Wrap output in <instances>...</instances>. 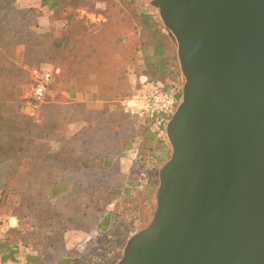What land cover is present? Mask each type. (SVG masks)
Returning <instances> with one entry per match:
<instances>
[{
  "label": "water",
  "instance_id": "95a60500",
  "mask_svg": "<svg viewBox=\"0 0 264 264\" xmlns=\"http://www.w3.org/2000/svg\"><path fill=\"white\" fill-rule=\"evenodd\" d=\"M177 46L150 225L118 264H264V0H155Z\"/></svg>",
  "mask_w": 264,
  "mask_h": 264
},
{
  "label": "trees",
  "instance_id": "16d2710c",
  "mask_svg": "<svg viewBox=\"0 0 264 264\" xmlns=\"http://www.w3.org/2000/svg\"><path fill=\"white\" fill-rule=\"evenodd\" d=\"M85 1L42 0V8L51 13V28L49 33L37 34L30 28L42 11L18 10L16 0H0V164L13 162L2 195L21 188L25 200L24 214L17 216L20 226L23 228L27 218L34 219V229L56 233V237L69 231L74 216L105 211L125 196V189L135 185L121 173L119 159L136 149L134 161L138 163L141 152L149 148L145 139L151 143L156 133L163 132L162 128L154 130L144 119L134 118L130 129L118 105L114 108L116 104L109 103L128 90V68L116 53L122 51V45L111 40L110 31L94 35L82 22L69 21L61 37L55 36L54 24L63 19L65 7L76 8ZM138 19L143 33L152 39V43L142 45L145 69L140 77L169 90L172 85L166 80L174 72L169 59L173 44L152 17L141 14ZM105 63L117 64L112 71H105L109 75L101 71ZM42 64L60 69L67 96L62 94L55 103H46L43 121L35 124L17 100V87L28 79L26 67ZM88 89L93 102L104 104L102 112L95 114L89 109ZM81 98L85 100H78ZM77 123L82 129L69 136V127ZM112 123L115 125L110 126ZM156 188L154 184L152 189ZM112 217V213L104 217L103 230H108ZM21 227L11 228L0 240L2 260L20 258L25 264H47L25 246ZM77 263L69 258L57 264Z\"/></svg>",
  "mask_w": 264,
  "mask_h": 264
},
{
  "label": "rangeland",
  "instance_id": "374dc122",
  "mask_svg": "<svg viewBox=\"0 0 264 264\" xmlns=\"http://www.w3.org/2000/svg\"><path fill=\"white\" fill-rule=\"evenodd\" d=\"M48 14L50 17L51 13ZM141 14L152 17L154 21L159 22L163 32L169 36L174 47L169 58L170 69L174 72L166 82L172 85L169 87V91L176 90L182 94L185 79L180 69L177 46L161 20L159 9L155 6V0H86L83 5L76 8L65 7L62 14L63 19L54 24L55 36L58 38L61 37L62 30L69 21H80L88 29V33L97 35L104 31L106 33L110 31L111 40L120 42L122 51L116 53L119 56V61L123 62L122 65L128 68V90L118 99L109 103L116 104L114 108L118 105L123 114L126 115L127 125L130 129L134 120L125 113L121 103L136 92V87L140 83V76L145 69L141 53L142 45L152 43L151 35L149 33L144 34L141 28L138 19ZM36 33L42 34L39 31ZM150 51L152 53L153 49ZM51 65L42 64L25 68L28 79L17 88V100L21 103V107H25L31 95V70L35 67L51 68ZM115 65L117 66L116 63H105L101 67L102 73L109 75L105 71H112L115 69ZM63 84L64 77H62L59 69L49 89L48 104L60 100L62 94L67 96V93H63L65 90ZM86 92L88 94L86 100L89 99L90 101L89 109L95 114L102 112L104 104L99 102L92 104L90 89ZM78 100H85V98ZM24 112L26 113L25 109ZM41 122L42 117L37 122L33 121L35 124ZM145 122L152 124L150 119L145 120ZM113 125L115 123L110 124V126ZM144 144L149 148L141 152L142 162L135 163L134 161L138 155L136 149H131L127 156L119 159L121 173L127 180L133 181L135 186L126 188V195L118 198L105 211H94L87 215L74 216L69 221V231L58 237L55 236L56 233L53 234L38 227L34 229V219L27 218L23 223V228L20 226L17 216L24 214L25 200L21 188H16L14 191L10 190L1 196V212L7 221H11L14 228H22L23 234H25L23 239L25 246L30 251H36L47 264H57L63 259L69 258L77 259V264H118L123 258L124 249L129 239L147 228L153 220L157 208L156 194L160 171L172 155V147L166 130L156 133L151 143H147L145 139ZM12 166L13 162L0 164V189L2 191L4 190L3 184L10 179ZM154 184H157L156 189H152ZM107 213H112L113 217L108 230L105 231L102 229V224Z\"/></svg>",
  "mask_w": 264,
  "mask_h": 264
},
{
  "label": "built area",
  "instance_id": "2783aa9c",
  "mask_svg": "<svg viewBox=\"0 0 264 264\" xmlns=\"http://www.w3.org/2000/svg\"><path fill=\"white\" fill-rule=\"evenodd\" d=\"M58 72L59 69L55 66L35 67L31 70V95L25 104V109L32 121L37 122L41 119L50 86ZM139 80L140 86L136 92L121 103L125 113L135 119H150L154 130L162 128L165 131L181 103L182 94L179 96L176 90L169 91L161 84L151 82L146 76L140 77ZM11 228L13 225L11 221L5 219L0 206V240L5 239ZM0 264H25V262L20 258L4 262L0 255Z\"/></svg>",
  "mask_w": 264,
  "mask_h": 264
},
{
  "label": "crops",
  "instance_id": "0c3cea01",
  "mask_svg": "<svg viewBox=\"0 0 264 264\" xmlns=\"http://www.w3.org/2000/svg\"><path fill=\"white\" fill-rule=\"evenodd\" d=\"M41 1L42 0H16V6H17L16 8L18 10L35 9V10L42 11L43 14L37 19V21H38L37 24H35V26L31 27L30 29H32V31H34L35 33L37 31H39L41 33H48V32H50L51 22H50L48 10L45 8H42ZM52 66H53V64L51 65V67ZM54 66L57 68L56 65H54ZM19 87L20 86H18L17 88H19ZM74 101H77V100H74ZM78 102H81V101H78ZM82 102H85V101H82ZM91 103L97 104L98 102H91ZM42 121H43V118H42ZM80 129H82V125L80 123L73 124L69 127L67 134L69 136H74L77 132L80 131ZM4 184H3V187L5 186ZM1 196H2V190L0 189V199H1ZM13 227H14V225H13Z\"/></svg>",
  "mask_w": 264,
  "mask_h": 264
}]
</instances>
